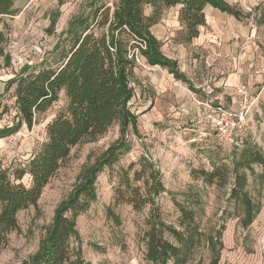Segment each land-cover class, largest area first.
Instances as JSON below:
<instances>
[{
	"label": "rangeland",
	"instance_id": "obj_1",
	"mask_svg": "<svg viewBox=\"0 0 264 264\" xmlns=\"http://www.w3.org/2000/svg\"><path fill=\"white\" fill-rule=\"evenodd\" d=\"M87 0H13L14 15L0 19V29L6 35L5 53L9 62L0 57V103L7 106V114L0 118V128L11 125L15 118L12 87L4 93V84L25 69L56 68L62 52L68 48L64 32L69 21L85 11ZM112 7L118 0H105ZM250 17L239 21L249 32L248 39L239 35L235 62L222 64V72L232 74L229 89L237 85L245 87L248 103L243 118L234 129L237 146L219 145L200 103L193 102L195 109L183 106L185 96L171 94L168 87L153 90L149 71L136 64L132 80L133 96L129 110L136 116V134L128 127L125 140L130 149L122 152L119 161L105 169L98 177L97 199L76 220L83 257L91 264H149L145 260L142 240L150 207L135 211L127 204H113V192L118 185L121 168L134 165L146 157L160 174L164 192L156 197L158 214L162 221L177 227L176 202L197 207V221L204 231L223 227L219 264H264V181L259 177L262 168L252 165L254 175L245 171L249 196L260 205L252 224L243 229L238 225L240 211L229 200L233 183L219 187L207 185L192 174L193 171H212L213 166L225 164L238 155L244 147L256 146L264 154V0H247ZM147 13V10L145 11ZM228 16V15H227ZM230 21L233 18L228 16ZM55 20V25L50 23ZM219 26L224 20H217ZM245 42H248L246 45ZM210 77L209 73L206 78ZM174 83V82H173ZM170 81L165 84L171 85ZM182 83V82H181ZM183 85H186L182 83ZM222 90V88H219ZM222 95L213 107L239 111V98L231 92ZM202 96L198 94V99ZM61 93L44 117L29 130L22 126L13 135L0 139V169L13 179V173L26 169L31 156L45 141V126L65 108ZM201 108L197 110L198 108ZM117 124L93 142L76 146L68 160L43 189L36 207H29L17 214L18 227L11 232L6 243L0 246V264H21L34 254L50 223L53 211L71 191L81 168L94 162L119 137ZM30 186L25 174L20 181ZM119 219V224L108 215V210ZM209 252L201 246L187 264H209Z\"/></svg>",
	"mask_w": 264,
	"mask_h": 264
},
{
	"label": "trees",
	"instance_id": "obj_2",
	"mask_svg": "<svg viewBox=\"0 0 264 264\" xmlns=\"http://www.w3.org/2000/svg\"><path fill=\"white\" fill-rule=\"evenodd\" d=\"M176 6L180 7L178 21L184 28L185 42L196 38L199 28L205 25L207 6L236 21L250 17L224 0H118L112 7L105 0H87L85 11L67 25L64 35L68 48L62 52L58 67L27 68L4 84V93L14 87L16 115L11 125L0 128V139L13 135L22 126L30 130L59 101L61 93L66 104L46 124L45 141L31 156L26 169L15 171L13 179L0 169V246L17 229V214L36 207L43 189L68 160L72 149L95 141L114 124L119 127L116 141L94 162L81 168L71 191L55 207L36 252L21 264H91L83 257L76 220L96 201L98 177L130 149L125 140L128 127L134 134L137 132L136 116L129 110L136 58L167 70L190 86L176 62L164 55L161 42L151 34V27L159 23L163 13ZM13 7V0H0V19L13 16ZM50 24L53 27L55 20ZM5 44L6 35L0 29V57L8 63ZM7 109L0 103V118ZM230 165H215L210 172L198 170L192 174L207 185L219 187L232 176L229 200L240 211L238 225L246 229L259 213L260 205L246 191L245 171L254 175L252 165H258L262 168L259 177L264 181V154L255 145L247 146L231 156ZM133 168L131 164L119 170L112 201L115 205L127 204L135 211L150 207L142 237L145 260L149 264H187L203 246L209 252V264H219L223 227L202 230L196 218L197 207L180 204L174 198L179 214L177 227L166 224L156 203V197L164 192L159 171L146 157L139 159L138 169ZM25 174L30 177L28 187L20 182ZM108 215L119 224L110 209Z\"/></svg>",
	"mask_w": 264,
	"mask_h": 264
},
{
	"label": "crops",
	"instance_id": "obj_3",
	"mask_svg": "<svg viewBox=\"0 0 264 264\" xmlns=\"http://www.w3.org/2000/svg\"><path fill=\"white\" fill-rule=\"evenodd\" d=\"M231 6H236L241 10H247V0H224ZM179 6L172 7L163 13L159 23L151 27V34L161 42L164 55L174 60L179 72L186 77L190 86L183 85L176 80L167 70L159 66H149L144 63L149 71L148 79L153 84V90H160L164 87L170 89L171 94L185 96L183 106L195 109V104L201 106L207 100H220L222 95L230 96L233 92L229 89V83L233 80V75L226 74L223 77L222 64L235 62L236 48H238L239 35L248 39L249 32L239 21L232 23L226 14L207 6L204 9L205 25L199 28V34L190 42L184 41V28L178 21ZM150 9H147L149 14ZM224 20L225 25L218 26L217 20ZM247 45L248 42H245ZM209 73L210 77L206 76ZM174 82L173 87L165 82ZM228 85V86H227ZM206 87L212 89V93H206ZM222 88V90H219ZM198 94L202 96L198 99ZM193 101V102H192ZM198 108V107H197ZM203 112L205 108L201 107ZM198 108L197 110L201 109Z\"/></svg>",
	"mask_w": 264,
	"mask_h": 264
},
{
	"label": "built area",
	"instance_id": "obj_4",
	"mask_svg": "<svg viewBox=\"0 0 264 264\" xmlns=\"http://www.w3.org/2000/svg\"><path fill=\"white\" fill-rule=\"evenodd\" d=\"M136 63L143 66L145 62L142 59L136 58ZM205 90L208 95L212 93L210 87H206ZM233 91L240 101L239 111L231 109L223 110L220 107L214 108L213 101L211 100H207L202 104L205 108V120L210 124V128L212 129L213 135L219 145H236L237 140L234 129L242 120L243 111L246 109L248 103L249 97L245 87L237 85L233 87Z\"/></svg>",
	"mask_w": 264,
	"mask_h": 264
}]
</instances>
